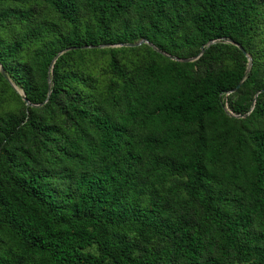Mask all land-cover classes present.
Instances as JSON below:
<instances>
[{
  "label": "trees",
  "instance_id": "1",
  "mask_svg": "<svg viewBox=\"0 0 264 264\" xmlns=\"http://www.w3.org/2000/svg\"><path fill=\"white\" fill-rule=\"evenodd\" d=\"M7 3L0 264H264V0Z\"/></svg>",
  "mask_w": 264,
  "mask_h": 264
},
{
  "label": "rangeland",
  "instance_id": "2",
  "mask_svg": "<svg viewBox=\"0 0 264 264\" xmlns=\"http://www.w3.org/2000/svg\"><path fill=\"white\" fill-rule=\"evenodd\" d=\"M34 10H35V14L33 17H30V19L33 20L34 18L38 22V24H44V23H55L57 25L61 24L59 18L56 15L52 14V11L50 9L42 7V6H36ZM19 11H24V8L19 5L13 4V3H7L0 7V14L5 13V12H9L12 14L13 12H19ZM13 22H14V18H13V15H11V17L7 19V23H6V26L8 27L7 34L0 35V36L2 37L9 36L8 35L9 33L18 35L24 32L23 28L22 29L14 28L12 26ZM260 24L264 26V21H261ZM260 43H261V39H257V38L254 39L253 45L256 50L261 49ZM144 44H146V42L140 41L136 43V45L134 46L139 47ZM113 47L121 48L123 46L119 45V46H113ZM125 47L128 48V46H125ZM246 57L248 58L247 68H249L250 63H251V57L248 54L246 55ZM170 60L175 61L174 59H170ZM194 60H195L194 58L187 59L188 62H193ZM213 67L217 68V67H220V65H215ZM206 70H207L206 68L198 69L197 71L198 75H203ZM0 71H1V67H0ZM261 74L264 76V67H263V71L261 72ZM7 82L12 88V90L8 89L7 86L3 85V83L0 82V116H4L10 112H19L22 109V106L19 103V100L16 94L20 95V100L23 102V99H22L23 92L19 90L17 87H15L10 81H7ZM237 119H244V117L237 116Z\"/></svg>",
  "mask_w": 264,
  "mask_h": 264
},
{
  "label": "water",
  "instance_id": "3",
  "mask_svg": "<svg viewBox=\"0 0 264 264\" xmlns=\"http://www.w3.org/2000/svg\"><path fill=\"white\" fill-rule=\"evenodd\" d=\"M174 60H176V59H174ZM1 74L5 77V75H4V72H3V70L1 69ZM22 99H23V102L26 104V107H28L29 106V104H28V101H27V99L24 97V96H22Z\"/></svg>",
  "mask_w": 264,
  "mask_h": 264
}]
</instances>
